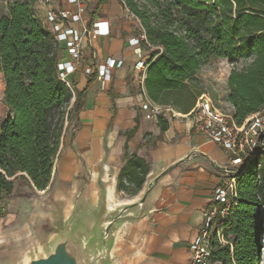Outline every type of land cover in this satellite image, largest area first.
<instances>
[{
	"label": "trees",
	"instance_id": "trees-1",
	"mask_svg": "<svg viewBox=\"0 0 264 264\" xmlns=\"http://www.w3.org/2000/svg\"><path fill=\"white\" fill-rule=\"evenodd\" d=\"M125 0L137 15L150 52L143 89L154 103L172 99L177 105L185 82L209 56L228 58L254 53L243 71L232 70L227 79L232 118L241 123L264 107V0ZM62 47L37 18L27 0H13L0 17V80L7 107L0 121V199L12 194L14 181L25 178L37 190L50 184L54 159L64 131L73 121L70 138L78 130L88 86L73 91L59 78ZM95 81V75L89 76ZM111 99L113 94H109ZM73 105L66 110L71 99ZM195 104V103H194ZM71 116V119L69 118ZM65 117L68 120L64 128ZM160 132L168 122L158 117ZM136 128L125 132L131 137ZM150 171L148 162L125 148L117 176V190L132 185L139 193ZM4 214V213H2ZM264 233V154L259 167L251 163L236 179V200L222 232L214 241L216 264H259L260 237Z\"/></svg>",
	"mask_w": 264,
	"mask_h": 264
},
{
	"label": "crops",
	"instance_id": "crops-1",
	"mask_svg": "<svg viewBox=\"0 0 264 264\" xmlns=\"http://www.w3.org/2000/svg\"><path fill=\"white\" fill-rule=\"evenodd\" d=\"M28 1L33 8L37 7L38 0ZM84 1L86 23H107L106 34L92 40L84 39L86 64L95 65L111 57L123 60V65L112 71L111 81L104 90L96 80L89 82L90 77L81 67L70 76L77 92L87 86L88 89L78 116L80 126L73 138L69 136L65 143L61 140L53 163L50 183L56 177L59 182H69V187L66 190L59 186L53 195L69 199L77 180L83 176L84 167L94 180L104 166L111 179L108 187L110 208H114L111 201L125 148L129 154L136 153L148 162L150 171L146 178L179 162L152 189L144 215L125 223L123 228L132 230L136 240V245L131 247L132 263L187 264L189 245L199 233L213 189L226 179L221 168L228 166L229 155L192 130V119L188 116L195 103L192 99L178 105L172 99L163 103L179 115L160 116L168 122L167 129L160 132L159 116L140 106L143 99H150L133 75L137 57L128 40L138 32L134 22L124 16L119 0ZM61 4L63 8H72L68 0H61ZM35 14L41 18L43 12ZM66 58L63 51L60 60ZM109 94H113L112 99ZM73 101L74 97L71 103ZM133 128H136L134 133L127 138L125 132Z\"/></svg>",
	"mask_w": 264,
	"mask_h": 264
},
{
	"label": "built area",
	"instance_id": "built-area-1",
	"mask_svg": "<svg viewBox=\"0 0 264 264\" xmlns=\"http://www.w3.org/2000/svg\"><path fill=\"white\" fill-rule=\"evenodd\" d=\"M71 9L62 7L61 0H38L34 11H42L41 24L53 35L54 40L65 51L67 58L58 62L59 78L73 91L70 76L79 68L87 76L95 75L101 90H104L112 78V71L123 65V60L108 57L95 65L86 64L84 39L92 40L107 33L106 22L86 23L84 15L87 5L84 0H68ZM124 16L137 26L136 36L128 40L134 47L137 60L134 72L138 84L143 88L147 60L156 47L146 37L139 18L128 7L125 0H119ZM141 109L155 116L179 114L169 105L154 103L147 98L141 101ZM188 116L192 119V130L218 145L229 155L228 166L221 168L225 181L214 187L212 198L203 213V222L198 235L189 245L190 258L187 264H214L212 252L214 241L223 242L222 232L225 219L236 200V179L251 163L259 167L264 154V107L248 115L241 123H236L231 111L215 107L210 98L200 94ZM0 202V214L4 213Z\"/></svg>",
	"mask_w": 264,
	"mask_h": 264
},
{
	"label": "water",
	"instance_id": "water-1",
	"mask_svg": "<svg viewBox=\"0 0 264 264\" xmlns=\"http://www.w3.org/2000/svg\"><path fill=\"white\" fill-rule=\"evenodd\" d=\"M178 163L146 178L137 199L114 208H110L111 179L104 166L94 180L84 167L69 199L53 198L44 236L30 242L26 250L0 240V264H134L132 248L128 252L121 238L123 226L144 215L152 189Z\"/></svg>",
	"mask_w": 264,
	"mask_h": 264
},
{
	"label": "rangeland",
	"instance_id": "rangeland-1",
	"mask_svg": "<svg viewBox=\"0 0 264 264\" xmlns=\"http://www.w3.org/2000/svg\"><path fill=\"white\" fill-rule=\"evenodd\" d=\"M12 1L0 0V17L7 14V6ZM136 2L139 6L145 4L150 12L155 10L149 0H136ZM253 57L254 53L235 56L230 59L209 56L202 62L198 71L185 82V87L181 91V94L178 95V100H184L189 96L196 97L198 94L204 93L210 98L215 107L225 111H232V105L227 99L230 93L227 85L228 76L232 70H245L252 62ZM1 92L2 86L0 80V94ZM71 101L66 110L72 107L73 103ZM6 114L7 107L4 104L3 98L0 96V121ZM69 118L71 119V116ZM72 122L70 125L73 127ZM67 124L68 120L65 117L64 127ZM71 131L72 129L69 128L64 132V138L61 139L64 143L68 141ZM115 183L117 184V178ZM116 184L111 201L112 206L132 202L140 194V192L137 194L132 192V185H127V188L124 190H117ZM59 186H64L67 190L69 182H59L54 177L53 182L44 191H40L35 189L27 179L18 177L14 181L13 194L0 199V202L5 208L4 214H0V240H4V243L8 242L11 245L19 244L18 247H22L21 250H26L29 248L30 242H36L42 234L44 236L46 222L54 210L52 200L55 197L53 194ZM121 238L126 241L124 242L128 245V252L132 244L134 246L136 245L134 234L130 229L123 228ZM260 242L261 254L259 261H261L264 251V233L260 237Z\"/></svg>",
	"mask_w": 264,
	"mask_h": 264
},
{
	"label": "bare ground",
	"instance_id": "bare-ground-1",
	"mask_svg": "<svg viewBox=\"0 0 264 264\" xmlns=\"http://www.w3.org/2000/svg\"><path fill=\"white\" fill-rule=\"evenodd\" d=\"M259 264H264V251H263V255H262L261 261H259Z\"/></svg>",
	"mask_w": 264,
	"mask_h": 264
}]
</instances>
